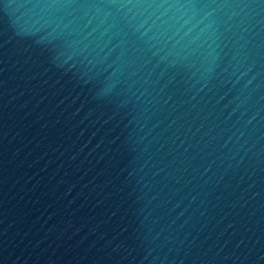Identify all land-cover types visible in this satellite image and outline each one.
I'll list each match as a JSON object with an SVG mask.
<instances>
[{
	"label": "water",
	"instance_id": "1",
	"mask_svg": "<svg viewBox=\"0 0 264 264\" xmlns=\"http://www.w3.org/2000/svg\"><path fill=\"white\" fill-rule=\"evenodd\" d=\"M0 264H264V0H0Z\"/></svg>",
	"mask_w": 264,
	"mask_h": 264
}]
</instances>
